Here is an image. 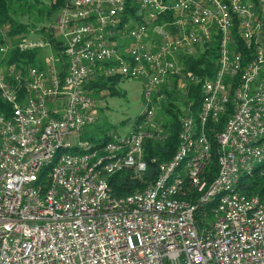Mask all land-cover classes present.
I'll list each match as a JSON object with an SVG mask.
<instances>
[{
    "label": "built area",
    "instance_id": "built-area-1",
    "mask_svg": "<svg viewBox=\"0 0 264 264\" xmlns=\"http://www.w3.org/2000/svg\"><path fill=\"white\" fill-rule=\"evenodd\" d=\"M264 0H67L59 9L51 30L63 42L65 67L55 65L51 51L43 53L41 41H21L20 49L40 48L38 55L48 71L30 66L24 77L22 102L18 89L0 76V96L11 111H0V264H264V219L247 222L246 211H263L248 206L243 211L227 207V197L218 209H210V195L217 184H226L232 162L229 152L243 154V162L264 151L247 147L251 133L264 132V24L254 35H246L250 9ZM144 6L166 9L175 23L154 21L145 25ZM127 19L124 31L113 30V22ZM5 35V29L0 27ZM174 33V40H167ZM124 36L127 47L117 45ZM249 40H256L257 56L247 57ZM47 46L49 44L45 41ZM244 48L246 73L242 74L237 103L230 126L212 133V123L225 101L227 76L235 62V49ZM146 48V56H139ZM214 48L217 73L206 84L187 69L183 58ZM6 45L0 44V53ZM135 51L136 69L126 70L125 53ZM123 70L124 78L141 80L143 106L148 119L136 130L135 140L121 136L120 149L127 158L114 162L111 174L130 169L132 177L145 168L139 148L147 139L162 140L159 126L148 127L155 105L152 95L165 86L173 88L172 74L182 73L177 82L183 95L199 82V90L211 88L203 105L202 131L193 160L184 164L169 192H185L198 186L206 157V134L220 138L222 169L210 180V193L189 209L164 206L154 196L155 185L146 184L138 201L115 204L100 201L103 188L86 169H73L80 157L63 156L61 164L43 170L42 162L56 142L86 143L84 129L97 119L95 99L86 90L92 76H111ZM9 72L13 74L12 69ZM14 74L13 82H20ZM152 96V97H151ZM159 97H165L160 93ZM192 107L181 110V144L191 133ZM109 132L117 133L115 129ZM180 152V146H179ZM90 155L99 154V150ZM155 159V158H154ZM166 165H162V172ZM241 166H239L240 168ZM264 171V170H260ZM41 172V187H34L33 174ZM110 174V175H111ZM102 175V170L98 171ZM135 190H138L136 188ZM102 206H116V213H102ZM212 214L200 227L196 216Z\"/></svg>",
    "mask_w": 264,
    "mask_h": 264
},
{
    "label": "bare ground",
    "instance_id": "bare-ground-1",
    "mask_svg": "<svg viewBox=\"0 0 264 264\" xmlns=\"http://www.w3.org/2000/svg\"><path fill=\"white\" fill-rule=\"evenodd\" d=\"M144 14H152V17L145 18V25H154V21H163L165 23H175V16L168 13L166 9L155 8L152 10L151 6H144ZM257 16H263L264 24V3L262 1H255L254 9H250L249 21L250 24L246 28V35H254L258 28H262V18ZM127 27V19H117L113 22V30L124 31ZM167 40H174V33H167ZM117 45L120 47H127V40H124V36H117ZM242 52V51H241ZM239 49L234 51L235 62L231 67V71L227 76V84L225 85V101L222 104L220 114L217 116V120L212 123V133H221L226 130L232 121L234 109L237 103V95L240 90V82L242 80V74L246 73L245 54H242ZM247 57L257 56L256 40H249V49H247ZM139 56H146V48H139ZM213 70L205 76L206 84L214 83L213 73H217V63H214ZM125 67L126 70L136 69V53L135 51H126L125 53ZM41 71H48V64L46 68ZM206 74V73H205ZM111 76L123 77V70H113ZM173 79L176 82L182 80V73H173ZM211 96V88H204L199 90V102L198 109L192 107L191 117V133L188 135L186 144H181L182 131L181 125L178 131V143L175 152L170 159L166 161L157 162L156 158L151 157V162L157 165V175L154 179L147 181L143 186L138 187V190H133L131 193L125 196H115L111 192L108 184V180L105 176H98V171L102 170V175L111 174V166L114 162H120L121 159L127 158L128 149H120L121 136L118 133L108 132L107 139L102 143L96 144L93 141L88 140L86 143L79 142H56L51 148L47 158H44L42 162L43 170H51L53 166L61 164L63 156L80 157L82 160L73 161V169H86L88 177L97 178V185L102 186L103 192L100 194V201H110L115 204H124L126 201H138L139 193H146V184L155 185L154 196L156 199H161V204L164 206H173L174 208L189 209L190 207H196L200 204L201 198L208 196L210 193V180H207L206 171H209L208 166L212 160V157H216L217 169H222V159L219 153L221 149L220 138L215 134H206V157L207 161H204L200 171V181L196 188L187 187L185 192H169L171 190L172 182H175V178L179 170L185 163L193 160V151L199 142V137L202 131V115L203 105L209 101ZM168 97V96H167ZM181 99V98H180ZM187 107H191L190 102L188 105L182 107V110H186ZM224 114V115H223ZM226 117L224 118V116ZM149 116V107H142L139 118L140 123L133 124L132 128H137L140 124L147 120ZM221 117L222 119L221 121ZM180 121V117H179ZM221 122V123H220ZM165 136V134H164ZM162 137V139L164 138ZM136 130H130L125 133V140H135ZM264 141V132L251 133L247 139V147H257ZM180 146V152H179ZM146 150L145 146L139 148V158H144L143 152ZM102 155H90V153L97 152ZM149 154V153H148ZM154 157V156H153ZM144 158V164H147V160ZM229 160L232 162V166H229L226 171V184H217L213 193L210 195V209H218L223 200L227 197V207L235 208L236 211H243L246 207L252 206L253 208H262L264 206V197L260 195H246L241 193L237 189V183L241 174L252 171L254 166L259 162H264V151H261L258 155L243 162V154L237 151L229 152ZM162 165H166L162 172ZM239 166H241L239 168ZM263 166V165H262ZM264 168V167H263ZM264 170V169H263ZM145 168H141V173L134 175L135 179L142 180L144 176ZM34 187H41L42 177L41 172H34L33 174ZM102 213H116V206H102ZM247 222H257L258 219H264V207L263 211H246Z\"/></svg>",
    "mask_w": 264,
    "mask_h": 264
},
{
    "label": "trees",
    "instance_id": "trees-1",
    "mask_svg": "<svg viewBox=\"0 0 264 264\" xmlns=\"http://www.w3.org/2000/svg\"><path fill=\"white\" fill-rule=\"evenodd\" d=\"M17 0H0V27L5 29V35L0 33V44L7 45L8 48L4 53H0V63L4 65V71L1 76L4 77L10 85L18 89L19 99L18 102H22L24 91V77L26 70L30 66H36L38 68L44 69L47 64L43 59L38 57V52L40 48H25L20 49L18 44L24 38L25 31L27 30L28 24L17 22L10 14L12 10V5ZM67 0H52L48 13L55 14ZM45 27H41L44 31ZM46 42L49 44L52 56L56 58L55 65L57 67H65V57L62 53L63 42L58 35H55L51 30V26L45 31ZM240 52L244 51L243 47H240ZM242 53V52H241ZM248 53V52H247ZM3 54V55H2ZM215 51L212 48L211 51H206L205 53H200L183 58L187 69L197 74L200 78L210 75L213 70ZM12 69L13 74L9 72ZM206 73V74H205ZM20 74V82L15 84L13 82V75ZM118 76H92L90 75L85 81V89L89 90L93 97H98L99 92L106 88H114L115 80ZM173 88L167 90L165 86L160 87L156 93L153 95L152 100L156 102L158 100V95L164 93L165 97L158 101V110L161 114L156 113L151 122L148 123V127L159 126L163 133L165 134L162 140L147 139L145 141V147L143 156L147 160L146 171L142 180H138L132 177L130 169H121L108 177L109 187L112 188L111 192L115 196H125L131 193L138 187L143 186L147 181L152 180L157 175V165L151 162V157L156 158L157 162L166 161L171 158L175 152L178 143V131L180 128L179 117L181 114V107L188 105L190 102L191 107L195 109L199 108V82L192 83L188 86L187 92L183 95L179 91L176 79H173ZM168 96V97H167ZM181 98V99H180ZM11 104L5 101L0 96V111L5 114H9L11 111ZM224 115V114H223ZM227 114H225L224 118ZM221 117L222 119H224ZM141 119L136 118L135 123H140ZM221 123V122H220ZM112 128L106 127L101 129V134L92 133L87 139L93 141L96 144L105 141L108 132ZM149 153V154H148ZM154 156V157H153ZM216 157H212L210 165L205 175L207 180L213 179L217 171ZM263 165V166H262ZM255 168L250 172H245L241 174L237 189L246 195H260L264 197V162L261 161L257 163ZM206 215L203 217L196 216L197 223L200 227L207 226V222H211L212 214L209 210V206H206Z\"/></svg>",
    "mask_w": 264,
    "mask_h": 264
},
{
    "label": "rangeland",
    "instance_id": "rangeland-1",
    "mask_svg": "<svg viewBox=\"0 0 264 264\" xmlns=\"http://www.w3.org/2000/svg\"><path fill=\"white\" fill-rule=\"evenodd\" d=\"M51 2L52 0H17L14 2L10 12L11 16L17 22L28 24L23 41H41L43 45H47L45 31L53 24L59 11L55 14L48 13ZM41 27H45L44 31ZM7 48L6 45V50ZM38 57L41 58L39 55ZM3 71L4 65L0 63V76ZM98 95L94 97L97 119L84 129L81 138L86 139L92 133L101 134V129L106 127L115 129L119 134L129 132L143 106L141 80L119 76L115 80L114 88L103 89ZM162 98L164 97H159L153 103L156 107L154 116L156 113L161 114L158 110V101Z\"/></svg>",
    "mask_w": 264,
    "mask_h": 264
},
{
    "label": "crops",
    "instance_id": "crops-1",
    "mask_svg": "<svg viewBox=\"0 0 264 264\" xmlns=\"http://www.w3.org/2000/svg\"><path fill=\"white\" fill-rule=\"evenodd\" d=\"M47 52H50V47L46 45V46L43 48V53H47Z\"/></svg>",
    "mask_w": 264,
    "mask_h": 264
}]
</instances>
